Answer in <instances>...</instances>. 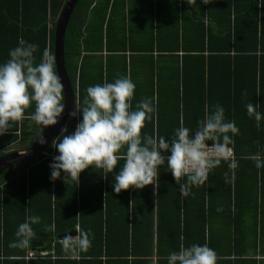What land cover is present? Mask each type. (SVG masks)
Segmentation results:
<instances>
[{"label": "trees", "instance_id": "16d2710c", "mask_svg": "<svg viewBox=\"0 0 264 264\" xmlns=\"http://www.w3.org/2000/svg\"><path fill=\"white\" fill-rule=\"evenodd\" d=\"M64 3L0 0V64L21 38L38 45L36 63L46 49L54 55L55 21ZM158 11V0L76 2L64 36L65 68L75 101L82 104L89 86L130 77L136 85L133 110L144 97L153 99L156 109L144 134L166 138L181 123L195 132L205 105L211 111L219 104L226 121L239 128L230 145L238 162L235 179L222 162L188 196L180 193L166 164L160 167V187L155 191L149 185L116 193L113 183L120 166L106 179L102 171L89 167L79 184L65 183L63 172L53 181L50 164L59 152L50 142L41 154L0 174V264H167L169 253L193 244H207L219 259L233 249L241 256L247 232L256 246L257 233L264 232V167L257 168L250 157H264V119L258 128L246 105H257L264 115V0H196L186 11H175V25H162ZM132 14L138 20L136 28ZM148 28L149 36L144 32ZM33 112L34 105L25 116ZM81 120L82 113L70 116L65 134H72ZM40 134L31 119L15 122L0 135V155L28 147ZM13 167L17 171L11 172ZM218 204L221 216L227 215L234 227L221 225L225 217H218ZM227 206L233 211L226 212ZM29 215L40 217L31 225L33 235L47 233V243L32 247V236L26 248L12 247L18 226ZM241 215L253 220L241 226ZM74 229L77 235L87 232L91 241L77 258L64 251V239L58 238ZM237 231L241 236L236 240ZM221 232L224 238L215 245L212 235Z\"/></svg>", "mask_w": 264, "mask_h": 264}, {"label": "clouds", "instance_id": "9594fccd", "mask_svg": "<svg viewBox=\"0 0 264 264\" xmlns=\"http://www.w3.org/2000/svg\"><path fill=\"white\" fill-rule=\"evenodd\" d=\"M195 2L188 0L193 6ZM203 3L207 4V0ZM37 49L38 45L21 38L19 46L10 50V58L0 64V135L7 133L15 122L28 118L39 126L41 135L38 139L44 144L47 141L43 129L56 125L65 111V86L56 71V56L46 49L40 62L36 63L34 53ZM135 90V83L127 76L86 89L82 104L75 101L70 113L72 117L82 113L75 131L66 135L68 129L65 126L52 140V147L59 155L50 164L51 180L60 179L63 172L65 183L72 180L79 184L81 173L89 167L102 171L106 179L120 166L113 183L116 193L130 188L142 190L149 185L154 186L155 191L160 187V167L166 164L180 193L188 196L192 187L204 185L209 173L222 162L233 170L232 179H235L238 162L230 145L234 144L232 136L239 134V128L234 122L226 121L222 106L217 104L210 111L205 105L204 118L198 122L195 132L181 123L171 138L147 135L143 130L156 109L153 99L144 97L133 110ZM33 105L34 112L26 117V110ZM246 109L259 128L264 115L253 103H248ZM250 158L257 168L264 167V157L260 153ZM121 161L124 162L122 165ZM39 222L38 216H26L25 222L18 226L17 239L11 246L26 248L33 236L31 225ZM90 246L87 232H80L76 237L67 236L62 241L64 251L71 258L87 252ZM217 259L216 251L207 244L181 245L178 251L169 253L167 264H217Z\"/></svg>", "mask_w": 264, "mask_h": 264}, {"label": "water", "instance_id": "95a60500", "mask_svg": "<svg viewBox=\"0 0 264 264\" xmlns=\"http://www.w3.org/2000/svg\"><path fill=\"white\" fill-rule=\"evenodd\" d=\"M77 1L78 0H65V3L59 13V16L55 21L54 28L53 52L54 56H56L57 58V74L60 75L62 83L65 86V111L61 115V117L58 118V123L56 125L44 128L43 136L46 139L47 143L41 144L39 142L38 137L31 145L26 148L9 150L0 155V174L6 168H9L15 163L31 160L32 158L41 154L46 149L48 144L52 142L55 137L58 136L59 132L61 131V128L64 127L68 118L70 117V113L73 111L75 103V92L72 88L70 79L65 68L64 36L68 20ZM76 235L77 229H74L64 235H59L58 238L62 240L67 236L73 237ZM47 241V233L36 232L33 235L31 245L32 247H40L43 243H47Z\"/></svg>", "mask_w": 264, "mask_h": 264}, {"label": "crops", "instance_id": "0c3cea01", "mask_svg": "<svg viewBox=\"0 0 264 264\" xmlns=\"http://www.w3.org/2000/svg\"><path fill=\"white\" fill-rule=\"evenodd\" d=\"M158 1H159V11L158 12H160L159 19L161 20L162 25L164 23H169L171 25H175L176 24L175 19H177V17L175 16V11L176 10H178L180 12L186 11V9L191 7V4L188 3V0H158ZM128 7H129V10L127 8V11H130V6H128ZM127 11H126V14H127ZM128 21H130V18ZM131 24L134 28H136V25L138 24V20L136 22V18L134 16V14H132V23ZM144 32L146 35L149 36V28L145 29ZM135 46H136V43H135ZM15 149H20V148H15ZM9 150H13V149H9ZM9 150H7V151H9ZM13 168H14V170H12ZM13 168L10 169L11 172H15L18 169V167H13ZM220 204H222V202H220ZM219 206H221V205L218 204V209H220ZM227 208H228V206H227ZM233 208L234 207L231 206V208L230 209L228 208V210L226 212L233 211ZM221 213H224V212L218 211V217L219 218L225 217L223 220L221 219V222H222L221 225L226 226L227 228L234 227V224L233 223L231 224L228 216L227 215L221 216ZM241 217L244 220H241V219L237 220L239 222H243L241 226L246 227L248 222H251L253 220V217L251 219L248 216L244 217L243 215H241ZM218 222L219 221H217V223ZM219 223H218V226H219ZM213 232L219 233L217 231H213ZM238 233H240V231L235 232L236 240H237V234ZM246 234H248V237L244 241H247V240L248 241L243 243L244 249L241 250V251H243V252H241V256L237 255V254H239L238 249L237 250L233 249V250L228 251L226 253V254H228V256H224L223 258H219L217 260L218 261L217 264H264V245H260L259 247H257L258 244L256 243L255 247H251V246H253V244H252L253 237H252L250 232H247ZM212 236H214L213 242L215 245L220 244L221 239L223 240V238H224V237H222V232L218 235L213 234ZM238 236L240 237L241 234H238ZM255 238L264 242V232L261 234H259V232H258L257 236ZM228 243H229V240H228ZM229 246H231V244H229ZM224 251H225V249L219 253H223Z\"/></svg>", "mask_w": 264, "mask_h": 264}, {"label": "rangeland", "instance_id": "374dc122", "mask_svg": "<svg viewBox=\"0 0 264 264\" xmlns=\"http://www.w3.org/2000/svg\"><path fill=\"white\" fill-rule=\"evenodd\" d=\"M18 147H19V146H17L16 148H18ZM12 170H14V168H13ZM255 242L258 244L257 247H259L260 245H264V242L261 241V240H259V239H256ZM251 247H253V246H251ZM251 249H252V248H251Z\"/></svg>", "mask_w": 264, "mask_h": 264}, {"label": "built area", "instance_id": "2783aa9c", "mask_svg": "<svg viewBox=\"0 0 264 264\" xmlns=\"http://www.w3.org/2000/svg\"><path fill=\"white\" fill-rule=\"evenodd\" d=\"M231 148V147H230ZM231 151H232V148H231ZM42 255L46 254V251H42L41 252Z\"/></svg>", "mask_w": 264, "mask_h": 264}]
</instances>
